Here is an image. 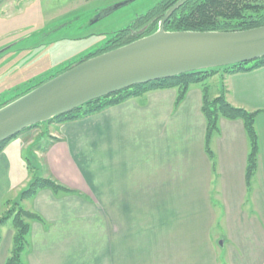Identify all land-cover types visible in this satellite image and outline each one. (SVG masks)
<instances>
[{
  "label": "crops",
  "instance_id": "obj_1",
  "mask_svg": "<svg viewBox=\"0 0 264 264\" xmlns=\"http://www.w3.org/2000/svg\"><path fill=\"white\" fill-rule=\"evenodd\" d=\"M216 76L212 97L224 88L232 106L257 112L249 187L242 120L220 118L212 158L205 151L200 84L178 105L176 89L154 90L84 119L26 129L0 152V214L34 174L72 192L42 189L22 202L44 220L31 223L25 264H96L77 250L84 233L95 239L102 212L104 264H264V66ZM13 232L7 223L1 229L0 264Z\"/></svg>",
  "mask_w": 264,
  "mask_h": 264
},
{
  "label": "trees",
  "instance_id": "obj_2",
  "mask_svg": "<svg viewBox=\"0 0 264 264\" xmlns=\"http://www.w3.org/2000/svg\"><path fill=\"white\" fill-rule=\"evenodd\" d=\"M177 0H161L145 14L138 16L126 28L114 33L97 51L89 53L83 58L70 62L63 69L51 73L45 79L36 80L12 98L0 103V106L12 99L28 92L51 77L70 68L72 65L101 54L108 50L130 43L138 38L153 33L165 11ZM264 25V0H186L168 18L164 24L167 31H232L245 30ZM134 32V34H132ZM264 66V57L251 62L237 63L225 67L204 69L182 73L170 78L150 81L145 84L134 85L107 96L94 99L69 112L55 116L41 124H64L98 114L105 109L118 105L128 99L143 95L149 91L176 89L175 105L185 97L189 87L193 84L201 85V113L205 119L204 148L209 158H212L210 148L211 137L218 130L220 118L230 120L240 119L243 122L248 139V153L245 165V183L249 187L255 174L258 154V137L254 127L256 111L232 106L225 98L224 88L214 97L210 94L207 80L218 72L220 75L247 72ZM44 78V77H43ZM35 125L33 127L39 126ZM28 128V129H30ZM11 139V138H10ZM0 143V152L10 140ZM29 167V166H28ZM31 168V167H30ZM50 189L54 194L70 193V189L52 177L34 174L31 180L18 194L15 200H6L0 214V239L2 227L10 222L14 229L12 246L4 264H25V255L29 246V234L32 222L44 223L43 218L36 212L27 210L22 202L33 198L38 191Z\"/></svg>",
  "mask_w": 264,
  "mask_h": 264
},
{
  "label": "water",
  "instance_id": "obj_3",
  "mask_svg": "<svg viewBox=\"0 0 264 264\" xmlns=\"http://www.w3.org/2000/svg\"><path fill=\"white\" fill-rule=\"evenodd\" d=\"M185 1L169 7L153 33L82 60L0 106V143L134 85L264 57V25L232 31L165 30V22Z\"/></svg>",
  "mask_w": 264,
  "mask_h": 264
},
{
  "label": "rangeland",
  "instance_id": "obj_4",
  "mask_svg": "<svg viewBox=\"0 0 264 264\" xmlns=\"http://www.w3.org/2000/svg\"><path fill=\"white\" fill-rule=\"evenodd\" d=\"M124 1L127 0H0V103L36 80L95 52L114 33L161 0H129L110 11ZM96 205L101 212L104 200H98ZM95 223V239L84 233L86 238L81 237L77 251L81 257L95 258L96 264H104L108 255L103 212L96 216ZM145 223L152 224V216H146ZM152 241L146 239L145 243Z\"/></svg>",
  "mask_w": 264,
  "mask_h": 264
},
{
  "label": "flooded vegetation",
  "instance_id": "obj_5",
  "mask_svg": "<svg viewBox=\"0 0 264 264\" xmlns=\"http://www.w3.org/2000/svg\"><path fill=\"white\" fill-rule=\"evenodd\" d=\"M173 4H174V3H173ZM173 4H172V5H173ZM172 5H171V6H172ZM171 6H170V7H171ZM132 34H134V32H133ZM98 49H99V48H98ZM98 49H97V50H98ZM97 50H96V51H97Z\"/></svg>",
  "mask_w": 264,
  "mask_h": 264
}]
</instances>
